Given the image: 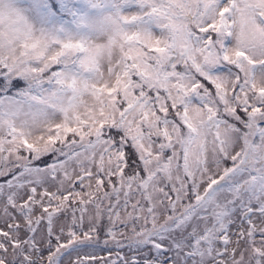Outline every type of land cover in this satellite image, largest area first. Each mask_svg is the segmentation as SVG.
I'll return each instance as SVG.
<instances>
[{
	"label": "snow or ice",
	"instance_id": "obj_1",
	"mask_svg": "<svg viewBox=\"0 0 264 264\" xmlns=\"http://www.w3.org/2000/svg\"><path fill=\"white\" fill-rule=\"evenodd\" d=\"M0 264H264V0H0Z\"/></svg>",
	"mask_w": 264,
	"mask_h": 264
}]
</instances>
